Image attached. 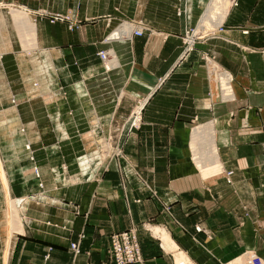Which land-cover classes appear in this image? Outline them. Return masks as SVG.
I'll use <instances>...</instances> for the list:
<instances>
[{
	"label": "crops",
	"instance_id": "1",
	"mask_svg": "<svg viewBox=\"0 0 264 264\" xmlns=\"http://www.w3.org/2000/svg\"><path fill=\"white\" fill-rule=\"evenodd\" d=\"M185 1L188 17L177 13ZM235 4L220 22L223 31L183 58L185 29L200 21L204 0H0L4 71L16 74L7 7H27L37 21L41 53L66 92L55 102L50 95L40 99L44 93L29 95L9 132L24 126L40 165L61 162L73 171L50 194L61 205L39 206L42 218L31 213L33 227L17 239L8 264H112L111 235L132 228L143 264H177L176 251L185 252L189 264H230L246 253L264 260V0ZM38 11L80 25L51 23ZM122 19H142L149 30L131 41H105ZM103 49L113 54L111 72L98 54ZM213 66L228 75L232 97L215 92ZM138 100L144 101L143 124L129 132ZM0 102L3 107L1 96ZM114 117L124 122V157L97 164L98 136L119 130ZM209 123L222 170L204 177L192 141L195 127ZM86 162L89 173L79 174ZM21 186L26 195L39 190L33 178ZM149 226L163 229L170 245Z\"/></svg>",
	"mask_w": 264,
	"mask_h": 264
},
{
	"label": "rangeland",
	"instance_id": "2",
	"mask_svg": "<svg viewBox=\"0 0 264 264\" xmlns=\"http://www.w3.org/2000/svg\"><path fill=\"white\" fill-rule=\"evenodd\" d=\"M210 2L211 0H204V6L200 12L201 18L199 23L194 26H189L195 27L199 24L196 28L197 31L201 34H205L206 32L213 31L215 29L210 26L199 29L202 18L206 10L208 9ZM235 3H237V0H235L230 8L235 7ZM187 7L188 13L187 15H185V17H188L191 5L188 3ZM15 9L20 10L24 14L28 15L29 18H31L30 23L32 24L33 31L30 35H25V32L22 31V29L17 26L15 22V19L13 17L14 9L10 10L7 7V11H10V13L7 14L13 27L10 32L11 38L7 37V40L11 39L12 44L16 48V53L14 54V56L16 57L14 61L16 74L13 75L12 73L13 76L12 78H10L9 72L4 71L3 66L0 63V96L2 98L3 105V107L0 106V264L2 263L1 260L4 261V255L6 254V252L10 251L9 253H11V250L14 247L17 239L19 241L22 238L23 234L29 235L28 232L31 230V227H33V221L31 219L32 212L36 213L37 218H42L43 215L41 212H39V206H42V204H45L47 206L50 205L48 207L52 209L56 208V206L61 205V198L51 197L52 195L50 196L51 192L61 190V177L63 179H65L69 175L73 177V171L70 173V167L68 165L61 166V162L59 164L51 166H43L37 162L35 156L36 150L33 148V141L28 137L26 128L24 126L21 125L19 127L18 133L9 132V127L13 126V124L16 122V120L14 119V115L17 111L16 109L18 105L20 104L25 109V107L27 106L26 102L29 95H42L44 93L43 96H40V99L44 100L47 95H50L52 96L51 99L55 102L59 101V94L61 95V93H66L61 89V87H59V84L55 80L57 79V69H54V66L49 61L48 56L41 53V46L37 36V21L35 20L34 16H32L31 10H29L27 7H17ZM37 13L42 18L48 19L51 23L67 21L69 24V28L74 27V25H76V27L80 25L79 21L73 22L68 20L67 17L64 21H62L61 14H50L43 11H38ZM121 21L119 22L117 29L120 28V25L122 24ZM4 24L5 20L2 19V22L0 21V25L4 26ZM6 32L8 34V29ZM6 32L3 31L2 41L5 40L4 34H6ZM111 37H116V34ZM101 61L103 62L102 59ZM103 65L105 72H111L115 68L114 62L111 69H107L104 62ZM215 67L216 66H213L212 73ZM222 77L227 79V84H223L222 88L219 89V87L217 86L219 81H216L217 84L215 92L218 93L217 90L221 92L224 91V95L226 97H232L230 79L225 72L221 73V78ZM88 86L89 82L87 80L86 87L88 88ZM42 103L43 102L39 101L38 104L41 105ZM123 124L124 122L122 119L114 117L112 119V125L115 128H118V126H120L118 128V132H115L114 130L113 134H110L107 138L98 136V147L97 149H95L96 151H93L95 152L94 157L97 158V164H103V162L108 158H120V156L117 154V151H119V149H116V142L121 136L120 131H122ZM98 126L100 125L98 124ZM20 147L22 148V151ZM12 154L18 159H22V165L15 164V162L14 164H10V157ZM26 162H31V165H26ZM85 164L86 165L81 166V169L79 167V174L81 173L83 175H87L89 173L90 167L87 162ZM93 170L96 169L94 168ZM199 170L204 176L202 169L199 168ZM31 178L38 180L39 190L36 193H30L26 195L25 187L21 186V183L26 182ZM78 178L79 177L76 175V177L73 179L78 180ZM229 182H231L230 179ZM16 183H18L19 186H16ZM13 216L16 217L15 223H13ZM151 227L149 226V228L152 230L153 227ZM162 231L165 232L163 229ZM159 236L162 237L161 234H159ZM18 246L21 247L19 244ZM174 249L176 250L177 246H175ZM253 254L255 256V253ZM176 259L177 264H189L190 261V259L187 258L185 252L183 251H179L178 253L176 251Z\"/></svg>",
	"mask_w": 264,
	"mask_h": 264
},
{
	"label": "built area",
	"instance_id": "3",
	"mask_svg": "<svg viewBox=\"0 0 264 264\" xmlns=\"http://www.w3.org/2000/svg\"><path fill=\"white\" fill-rule=\"evenodd\" d=\"M188 2L185 1L184 6H180L178 9V14L181 15H187L188 13ZM66 17H63L61 15V20L64 21ZM110 20V19H109ZM122 24L120 25V28L117 29L119 35L118 39H123L127 41H131L134 36H143L147 30H149V27L147 23L142 20H131L128 21L127 19H122ZM199 23V22H198ZM216 27L213 31H208L205 34H201L197 31V26L195 27H186L185 33L183 36V42H184V48L182 51V57L185 58L189 53H191L197 43L207 37L214 36L216 31H223V25L219 22L216 23ZM111 38V35L105 38L106 40H109ZM99 55L101 59L103 60L105 66L107 69H111L113 67V56L112 52L108 49L101 50L99 52ZM144 108V101L138 100L136 104L134 105L131 114L128 118V127L129 132H133L135 130H138L141 128L143 121H142V113ZM125 126H123L121 131V136L118 139L117 147L116 149L117 154L120 156V158L124 157V151L122 147L121 138L124 132ZM233 174L232 171L228 172V175L231 176ZM72 248L76 251V253H79V245L78 243H73ZM109 255L111 258L112 264H143L144 263V257L142 255V249H141V243L138 235V231L135 228L123 231V232H117L111 235V247L109 250ZM50 256V254L47 255V258ZM256 264H264V260L260 258L258 255H256Z\"/></svg>",
	"mask_w": 264,
	"mask_h": 264
},
{
	"label": "bare ground",
	"instance_id": "4",
	"mask_svg": "<svg viewBox=\"0 0 264 264\" xmlns=\"http://www.w3.org/2000/svg\"><path fill=\"white\" fill-rule=\"evenodd\" d=\"M234 2L235 0H211L208 9L202 18L199 29L206 28L207 26L215 28L217 25L216 23L223 21L222 19L226 16L230 6ZM13 17L17 26L25 32V35H30L32 33L33 29L32 24L30 23L31 18H29L28 15L20 10L14 9ZM115 34L117 38L119 35L118 31H116ZM213 76L215 80L217 79L219 81L218 84L216 83L219 89L222 88L223 84H227V79L224 77L221 78V73H219L217 68L213 69ZM192 147L197 167L202 169L205 177L214 175L222 170L218 157L219 153L217 152L215 145V131L212 123L202 124L194 129ZM15 221L16 217L13 216V223H15ZM153 230L156 235L161 234L164 241L168 243V237L162 229L159 227H153ZM9 252L10 251H7L4 255V264H8ZM255 260L256 256H254L253 253H247L230 264H256Z\"/></svg>",
	"mask_w": 264,
	"mask_h": 264
}]
</instances>
